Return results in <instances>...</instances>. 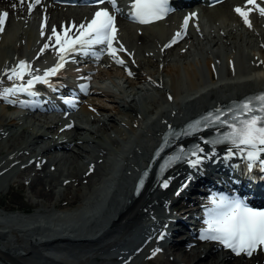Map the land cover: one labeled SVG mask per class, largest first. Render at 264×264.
<instances>
[{
  "label": "bare ground",
  "instance_id": "1",
  "mask_svg": "<svg viewBox=\"0 0 264 264\" xmlns=\"http://www.w3.org/2000/svg\"><path fill=\"white\" fill-rule=\"evenodd\" d=\"M0 2H1L0 7L1 9H3L2 12L6 10L9 16L8 21H6V23L8 24L7 27L4 26L3 32H0V71H3L1 72L2 74H4V70L11 65L12 60L15 57H21L25 55L24 53L26 52L25 50L26 47L23 46L24 41H26L27 45H31L33 47V49H31L25 56L30 58L34 63V67H36V61H41L45 59V53H39L38 46L40 45L44 46L45 43H49L46 39L48 38V36L51 35L52 27L55 26L57 30H59L63 27H67L68 25H73V24L79 25L83 23L85 17H87L90 12L89 9L81 10L79 9V7L58 6L53 4L51 0H40V3L36 5V7L31 11V13H29L28 11L29 0L24 2L23 6H20L18 0H12V1L8 0L5 2L4 0H0ZM236 3H237V7H245L246 5L244 3V0L242 1V4H239L238 1ZM13 5H16V7L14 8ZM225 5L226 3H220L213 7H207L204 5L201 8V14L199 15L200 16L205 15V17L210 18V20L214 24L212 31L219 33L217 34L218 39L219 37H225L224 39L229 43L228 44L229 47L233 46L235 49L240 46L241 42L238 43L236 41L234 42L228 41L230 34L233 33L231 31L233 29H236L234 27H237L238 25H240L239 28L241 29L242 27L245 28H249V27L243 22V19L234 11V8H232L233 12L231 15L230 14L222 15L223 10L226 11V9H229ZM248 6L251 5H247V7ZM14 14H20L21 16H23V18H18V22H21V20L29 19L31 16H33V18H37L38 23L35 25V30L33 29V23H31L29 27H26V26H21L18 22H14L13 21ZM200 16H198L195 19H192L187 36L184 39H181L180 41L175 43L172 47H165L166 43L164 42V40L168 39L169 36L174 32V29L179 26L178 13H173L168 17H166L164 20L158 21L154 24L138 26L137 28L139 29L137 30L134 27H128L129 25L126 26V25H122L121 22L119 23V26L122 27V29L126 30V36H123L125 41L123 42H125L124 47L127 49V52H121L119 53V55L125 61V63H128V65H130L131 67L133 66V68H136V74H138V76H140L142 80L144 79L149 80L146 85L144 84L146 88H143L144 87L143 86L142 89L144 90L149 89L148 86H150L152 82L156 85H160L159 86L160 89L157 88L156 90L158 91L163 90L165 98L166 95L170 93L172 94V98L175 97V100L177 101V99H180L181 93L189 91L190 89L195 87L201 79L203 80L204 67L202 63H200V60L197 61L196 59L194 64L192 62H190L191 64H189L188 63L189 61H187L188 64L184 65V71L186 72L184 74L181 73L179 67L171 61V59H174L175 57H182V56L185 57L186 60H189L187 59L186 52L179 54L176 51H174V48L178 47V45L184 46L183 45L184 43H182V41L188 39L187 37L189 36L190 37L193 36L194 32L197 34L198 32L196 31V27L200 28V29L198 28L199 31L205 32L204 29L202 28V24H201L202 19ZM45 18H46V27L44 29L45 34L44 36H40L39 33L41 31V25L43 24L42 20H44ZM193 20L197 21L196 26L192 25ZM251 21L253 22L254 20L251 19ZM258 22L259 19L255 20L251 27L252 33L254 32L253 36H255L253 42H255L256 44H252V41L247 42L248 44H252L251 47L252 46L255 47L257 52L256 50L253 51L248 50L249 52L248 51L246 52V49L245 52H243L244 50L241 51L240 49V51H238V53L240 54H238L235 57V63H234L237 70L240 69L245 70L246 68H249L250 66L249 60L251 59L255 62L256 60L262 58L260 65L264 64V34H260L264 30L262 28H257ZM255 28L258 31H256ZM220 30H223L221 32L222 35L220 34ZM218 41L219 40L217 39L215 41H213V39H209L208 40V43L210 45L209 48L212 50L214 47H219ZM194 44L195 42L192 38V41H189V44L187 45L191 46ZM50 49L53 48L50 47L47 50H45V52ZM188 52L190 53L189 47L187 49V53ZM255 53H257L256 58H255L256 55L254 56ZM36 55L39 56L36 57ZM219 56H221V58L219 60H216L219 68V72L229 73L231 71V66L228 63V58L231 56H227L225 63H223L222 61L223 59L222 55ZM101 60H103L104 64L107 65L113 64L112 58L109 56H106ZM47 64H49V61L45 63V65ZM205 65L207 66L208 74L213 78L215 72L212 69V67L214 66L212 58L206 56ZM160 67L162 68L161 71H164L165 76L162 73H157V75L149 73L152 70H156V72H158ZM107 72L109 73V71ZM122 75H124V73H122ZM182 76H185V78L183 79ZM164 77L165 78L168 77L169 81H165ZM124 80L128 82V77L126 78L124 77ZM256 85L247 86V87L245 86L240 91L242 92L249 89H254ZM104 96L109 97L113 101H116V103L117 102L120 103L122 108L121 107L119 108L117 105L108 106L107 103L98 104L100 109H106L105 113L102 115V117L100 116H93L91 118L88 117L87 121L93 118L95 120L92 121L100 123V125L103 126L105 129L109 131L111 130V132L113 131L118 132L117 138L114 135L115 133L114 134L112 133L111 135L108 136V138H110L111 141L109 144L114 146L112 149L104 145L103 141H107L106 139H103V141L97 143L98 144L97 146H99L98 147L99 150H105L106 153L108 154V156L106 154L105 157L109 158L110 156L109 154L113 155L114 152L118 149L119 146L118 140H122V141L126 139L130 140L128 138V134H124V131L120 129V125L125 123V124H129L130 127H132V125L134 124L133 122L137 121L136 114L139 112L141 113V115L144 112H145L144 114H146L147 112H149V109H147L148 111L143 110L141 112V110L138 109L137 106H131L129 102L133 100L134 97L133 94L127 96L129 100L121 97L120 99L117 100V97H114L111 93L104 94ZM220 97L221 96L219 94L213 96V98H215L217 101H220ZM167 100L168 99L166 98V101ZM210 100L205 102H210ZM0 101H5V100L1 99ZM159 102L160 101H156L157 104L155 103L156 105H154L155 109H153L154 111L152 110L154 119H156L157 117H163L161 115L164 111H162V109L158 107ZM5 106L8 108L12 107L11 104H7ZM125 108H128L129 111L121 110V109L125 110ZM182 108L183 105L179 106L177 110L179 109L181 110ZM171 109L174 108H169V111L165 114L166 120L162 122L157 127V129L155 130L152 129L151 126H149V122L145 123L144 126L142 125L139 126L141 127V129L138 130L139 136L144 135L146 138V141L143 142L145 143V152L143 154L141 151H139L142 150V147H144L143 143L140 142L139 140L135 141L133 143V146L128 145L127 151H130L133 154V156H135V159L140 158V160L139 161L135 160L133 162L134 163L133 166L127 168L126 172L123 171L122 165L121 168L119 166V169L116 171L117 163L115 164L114 167H112L111 163H108L107 161L104 162L102 161L104 164L99 169V165L101 164V163L99 164V159L101 158L97 151L95 153L91 152L90 155V158L92 159L91 161L88 160L87 162L86 161L84 163L82 162L83 154L84 156H89V151L92 150V149L90 150V147L88 148L87 145L90 142H96L99 140H95V137L97 136L94 134V131L92 130L91 127H87V126L85 127L84 125L83 126L79 125L78 121L74 116L76 115L75 113L68 112L66 116V114H61L54 111H46L43 113L45 115L40 114L43 115L44 118L49 122H45L44 124L35 127L31 132L32 138L31 135H29L28 140L24 141L26 142L25 145H27L29 140L32 139L39 146V150H32V153L35 158L39 156L38 162L33 161L35 159L33 158L31 160L33 161V163H31L32 164L31 166L25 165L27 168L35 167V171L28 177L27 184H28V188L31 189L33 193L39 198L37 199L38 202L36 204H41V206L44 205L45 209H47L46 207H52L55 204L57 205V202L61 203L60 205H63L64 207H71L83 198L84 201L78 204L77 205L78 207L75 208L74 211L78 210L81 206L85 204L93 205L94 203H97L98 207L94 208L92 212L90 211L88 213L84 212L81 214L75 212L74 216L75 218L78 219L79 223L76 222V225L63 226L57 230L52 228L53 232L50 230L52 234L48 240L46 238V240L44 241H39V242L35 241V243H30V245H28L27 242L26 245H23L21 247L22 250L17 249L16 251H12L10 246L8 247L6 246L5 248L0 246V259L4 260L5 262H9L10 264H30L27 258L29 256L34 255L38 259L45 258V260L47 259L50 262H54L57 264H69L68 262L66 263L63 261V260L68 261V259L65 257V255H62L64 253V252L62 253V251L65 252L73 251L74 253L76 251L79 252L82 249L89 250L92 252V254L87 256V258L89 259L115 257L113 255L114 253H112L111 251H108L106 253V256L103 255L100 256L99 255L100 253L98 252L99 250H103L104 248L107 247L109 248L114 244H116L119 241L120 237L119 239H114V240L111 239L108 242H107L108 239L105 240L104 242L103 240L109 234L115 232L118 228H122V231H124V228H126L125 225L129 224L131 221L126 219L132 212L134 213L132 218L133 221L139 219L140 216H144L145 214L149 213V211L150 213H157L159 211V205L162 203L163 198H165L168 195V193L172 190L173 184L178 181L179 177L183 176L184 178H186L190 175V172L194 170V168L190 167L187 164V162H182L176 167H173L170 170H168L163 178L159 180L158 179L156 180L155 178L151 179L146 184L145 188L141 191L139 195L133 194V188L131 184L134 181L139 168L147 162V159L151 155V150L153 148V145L151 144L152 141L155 139L156 134L160 132V129L164 126V124L175 120V116L172 115L170 112ZM40 115H35V116H40ZM23 116L24 115L22 113H16V112L9 115L11 121L14 122L13 124H16L15 120H18ZM68 116L69 118H72V120H74L72 122V127L67 129L64 128V132L57 131L54 127V124H52L51 122H55L56 124H63L67 126L69 125V122L62 121V119L68 118ZM152 130L155 132L154 136H151V134L148 136V133L152 132ZM10 131L11 130L9 129L8 125L5 124L4 120L0 121V136H7L9 133L8 134L5 133ZM150 138H152L151 142H148ZM13 146L16 147L17 145L12 143L10 145V148ZM27 146L29 147V145ZM200 146L204 149V154L208 157L200 165L203 164L207 165L210 161L215 163L216 165H221L224 164L225 162H228L229 164L236 163L237 166L239 165L244 166L245 164L244 161L246 160H244L240 155H235L229 160H226L224 159V157H222V153L227 152L228 148L230 147V145L228 144L212 147L200 141ZM52 147L61 148L62 150H64V152H68L71 155V159H69L70 162L67 164V168L65 170L60 168V165L59 163L57 164L55 158H53V161L51 160L50 156H48L47 158L46 154L48 153V150L52 149ZM10 148H7V153H6L7 155L11 153L13 150ZM1 149L2 150H0V152L3 151V148ZM24 150H26V148ZM43 155L46 157L43 160H41V157ZM216 156L219 157L216 160H214ZM112 159L113 157L110 156L109 160ZM5 163L3 165H5ZM78 164L81 165L78 166ZM49 165L51 166V168ZM26 167L24 168L25 170ZM106 169H108L107 170L108 175H106L108 177H106V179H104L103 181L114 180L115 183L113 185V188L109 189L108 191H107V187L105 188V191L104 189H102L104 193L102 195L100 194V192L97 193V189H99L100 186L101 188H103L104 185L99 186L96 185L95 182H94L95 185H93L94 184L93 181L97 178V175H98V179L96 182L101 181V176L104 174L103 171H106ZM22 172L25 175L30 173V172H24V170ZM42 173H45L46 178L43 177L40 178ZM152 176H153V171L151 174V178ZM119 179L123 180L122 181L123 185L120 184L118 188ZM164 179L167 180L170 179V183L167 188L162 186ZM245 180L246 179H242V181ZM247 184H245V186H248ZM129 187H130V192H128ZM117 194L119 196L121 195L122 196L116 197ZM60 200L62 201L59 202ZM178 206L179 208H181V211H187L191 206L190 200L180 203L178 204ZM145 207L147 210L143 209ZM112 212H114V215L110 216ZM103 222H107L109 225H106ZM100 224L101 225L104 224V225H102L101 227ZM76 227H79L81 229L76 230ZM80 230L83 231L81 232ZM124 233H122L123 237H124L123 235ZM48 236H50V234H48ZM42 239L44 238H41V240ZM144 245L145 244L142 245V249L138 252H137L138 249L137 247L126 253L127 254L126 256H131V259L133 260H130L129 262L126 263L124 262L123 264H136V262H138L140 258L141 259L143 258V255L144 257H146L145 260L147 261L148 258L147 255L145 254H147V252H150V250L146 252L145 249L146 245L145 246ZM215 247L216 244L211 242L210 240L195 241L191 245H187V244L176 245L171 252H167V250L165 251V249H163L164 254L154 255L151 260L147 261V263L264 264V257L253 255V257H250V259L245 257L242 258L241 256H237V255L235 256L226 251L215 252L214 251ZM47 248L52 249L51 252H61L62 254L51 255L46 252L43 253V250Z\"/></svg>",
  "mask_w": 264,
  "mask_h": 264
},
{
  "label": "rangeland",
  "instance_id": "2",
  "mask_svg": "<svg viewBox=\"0 0 264 264\" xmlns=\"http://www.w3.org/2000/svg\"><path fill=\"white\" fill-rule=\"evenodd\" d=\"M238 3L242 4V1H241V3L238 1ZM225 6L227 8H229L228 7L229 5H225ZM232 8H234V6H232L229 9H226V11L223 10L222 15L223 14H230L231 15L233 12ZM8 19H9V16L7 17L6 21H8ZM31 19H33V18H31ZM257 19H258V17H255V19H253V20L255 21ZM207 20H208L206 22L207 24L205 22H202V20H201L202 28L204 29L205 32L199 31L200 28L198 30H196L199 33H197L198 39L193 38L195 40L194 45H191V46L187 45L189 43V41H192L191 40L192 37H188L187 41H185L186 43L183 44L186 47L178 45V47L174 48V51H176L179 54L186 52L187 59H189V60H186V58L183 56L182 57H175L176 59L175 58L171 59V61L179 67V70L181 73H183V74L186 73L184 71V65L185 64H188V63L191 64L190 62H192L194 64L196 59H197V61L200 60V63H202V65L204 67V69H203L204 70L203 80L201 79L198 82V84L195 87H193L192 89H190L189 91L181 93L180 94L181 97H180V99H177V101L175 100V97L172 98V100L166 101L163 90H159V91L156 90L157 88L160 89V87H159L160 85L154 86L155 88H153V86L150 85L152 88L150 86H148L149 89H147V90L142 89L143 86H144L143 88H146L145 85L147 84V82L149 80L144 79L145 80L144 81L141 79L140 76L139 77L138 76H128V82H127L126 80H124V77L126 78V74L124 76H121V73H122L120 71L121 68L118 70L112 68L111 70H109V73L104 71V73H96L95 74L96 84L98 85L99 83H101L102 85H104V88H99V86H95V87H97L96 89L99 92H102V94L92 92V94H90L87 97V102H93L92 103L93 105L90 104L91 108L93 107L91 110L92 112H90L89 109L86 107H84V109L83 108L79 109V116H80L81 120H77L80 126L84 125L85 127L86 126L91 127L92 130L94 131V134L97 136V137H95V140H99L96 142H90L89 143L90 145L89 144L87 145L88 148L89 147L95 148L97 146V143L103 141V139L107 140V141H103V142H104L105 146H108V144L111 142L110 138H108L109 132L111 134L115 133L114 135L118 136V132L116 134L115 131L111 132V130L109 131V130L105 129L103 126L100 125V123L92 121V120H95L93 118L89 119L87 121L88 117H90V118L93 116L102 117V115L105 113L106 109H100L99 106L97 107L98 104H106L107 103L108 106L109 105L110 106H116L117 105L119 108L120 107L122 108L120 103H118V102L116 103V101L111 100L109 97H106L103 94H108V93L110 94L111 93L114 97H117V100L120 99V97L129 100V98H127V96L133 94L134 95L133 100L131 102H129L131 104V106H137L138 109L141 110V112L143 110L148 111L147 109H149V112H147L146 114H144L145 112L142 115L140 112L136 114V120L138 121L136 126H134V124H133V127H130L129 124H125V123L122 124L121 128L125 132L129 133L128 138L131 141L128 139H126L124 141L118 140L119 141L118 149L114 152L113 155L109 154L111 157H113L112 160H109L110 156H109V158H106L105 157V155L107 154L106 151L105 150H99V148H98L99 146H97L96 151L99 153L100 158H101V159H99V164L101 163L99 165V169L104 164L103 163L104 161L111 163V166L114 167L115 164L117 163L115 155H118L121 152V150H123V158H124V162L121 165H122L124 172H126L127 168H130L133 166V164H134L133 162L135 160L136 161L140 160V158L135 159V156H133V154L130 151H127L128 145L133 146V143L135 141L139 140L142 143L146 141V138L144 135L139 136V134H138V132H139L138 130L140 129V127L138 126V125H140L139 124L140 120L142 123H144L143 126L145 125V123L149 122V126H151V128L155 130V129H157V127L162 122H164L166 120L165 114L169 111V108L178 109L179 106L183 105L182 111H189V109H192L193 107H197L200 104H203L205 101H209L210 99H212V97L214 95H218V94L221 95V93L224 94V93H228L229 91L242 90L245 86L246 87L247 86H253V85H256V83L258 84L263 80L262 78H264V66L261 67L258 65H254L253 62L251 64V66H249V68H246L245 70L240 69L242 71L237 70V71H233V72H229V73L222 72L221 74H216L215 78H212L208 74V69H207V66L205 65L206 56L212 58V60L215 58L214 59V61H215V60H219L221 58V56H219V55H222V58H223L222 61H223V63H225L227 56H230V54H231L234 58V56H236L238 54V51H240V49L244 50V51L246 49V52L248 50H251V51L256 50L255 47H253V46L251 47L252 44H256V43L253 42V39L255 36L253 38H251V36H253V34H254V32L252 33L251 28L242 27V29H241V28H239L240 25H238L237 27H234L236 29H233L231 31L233 33L230 34L228 41H233V42L236 41L238 43L241 42V44L239 47H237L235 49L233 46L229 47V45H228L229 43L227 41H225V39H224L225 37H219V39H218L217 34H219V33L212 31L214 24L212 23L210 18H207ZM21 25H22V23H21ZM222 31L223 30H220L221 35H222V33H221ZM256 31H258V30L256 29ZM203 33H206V34H203ZM260 34H264V31L261 32ZM243 37H244V39H243ZM129 38H130V36H129ZM209 39H213V41H215L216 39L219 40L218 41L219 47H214L211 50L209 48L210 45L208 43ZM249 41H252V44H248L247 42H249ZM24 44L26 46V43H24ZM188 47L190 48V53L189 52L187 53ZM25 49H27V48H25ZM256 52H257V50H256ZM256 55H257V53H256ZM256 57L257 56H255V58ZM187 61H189V62L187 63ZM258 64H261V63H258ZM262 65H264V64H262ZM161 69L162 68L160 67L158 72H156V70H152L151 72H149V71L148 72L151 74H154V75L155 74L157 75V73H162L165 76L164 71H161ZM182 77H183V79L185 78V76H182ZM164 79H165V81H169L168 77H166V78L164 77ZM122 81H123V83H122ZM235 84H237V85H235ZM136 91H137V93H136ZM130 99H132V98H130ZM156 101H160L158 107L160 109H162V111H164V112L161 115L163 117H157L156 119H154V115H153L152 110L155 109L154 105L157 104ZM180 101H182V104ZM97 102H99V103H97ZM176 103H177V105H176ZM184 104L186 107L184 106ZM83 105L84 104H81V106H83ZM165 108H167V109H165ZM121 110L122 111H129L128 108H125V110L124 109H121ZM10 114H11L10 110L6 109L2 104H0V121L4 120L5 124L8 125L9 129L11 130L10 132L5 133V134L9 133L7 136H0V147L3 148V151L0 152V167H8V166L12 165L8 168V171L6 170L7 172L0 175V244L2 243L3 245L10 246L12 248V251L13 250L16 251L17 249L22 250L21 247L23 245H26L27 242H28L27 244L30 245V243H29L30 239H33L36 237L40 238L41 236H46V234L47 235L52 234V232H53L52 228L57 230L63 226L76 225V222L79 223V221L74 216L75 212L81 213V214L84 212H87V213L90 211L92 212L94 210V208L98 207V204L97 203H94L93 205L85 204V205L81 206L76 211H74V209L78 207L77 206L78 204H80L84 201L83 198L71 207H64L63 205H60L61 203L57 202V205L55 204L54 206L46 207L47 209H45L44 205L41 206V204H36L38 202L37 199H39V198L33 193V191L31 189L28 188V184H27L28 177L30 175H25L22 171L24 170V172H30L29 174L34 172L30 167L27 168L25 165H29V166L31 165L30 162L26 163V160L31 158L30 157L31 154L33 155L32 150H39V146L32 139H30L29 142L27 143V145H29V147L27 145H25L26 142H24V141L28 140L29 135H31V132L33 131V129L35 127L42 125L45 122H49V121L44 118L43 115H45V114H43L40 116H33V120L31 123H25L26 120H28V118H25L26 119L25 122L22 121L24 119H20V120L18 119V120H15L16 124H13L14 122L11 121V118L9 117ZM179 114L180 113H178L177 115H179ZM51 123L54 124V127L57 131L62 132L58 128L60 126H62L63 124H56L55 122H51ZM71 125H72V123H71ZM64 128L67 129L66 125H64V127H62V129H64ZM135 128H137V129H135ZM150 134H151V136H154L155 132L152 130V132L148 133V136ZM31 138H32V135H31ZM97 138H99V139H97ZM12 143L17 145L16 147L13 146L15 149L13 147L10 148V145ZM143 145H144V147H142V150H139V151H141L144 154L145 143H143ZM19 147H22L23 149L19 148ZM112 147H114V146H112ZM1 148H0V150H2ZM7 148L13 149L12 150V153H13L12 156L9 154L8 155L6 154ZM25 148H26V150H24ZM62 151L63 152H61L60 155L57 154V155H53L50 157H51L52 161H53V158H55L57 164L59 163L60 168L65 170L67 168V164L70 162L69 159H71V155L68 152H64V150H62ZM101 152H102V154H101ZM141 152H139V153H141ZM49 153H51V151L48 150V153L46 154L47 158H48ZM14 156H15V158H14ZM27 156H28V158H27ZM102 156H104V158ZM19 157H20V159L21 158H23V159L20 160ZM68 157H70V158H68ZM67 158H68V160H67ZM14 159H15V161H14ZM4 161L7 163H5ZM4 163H5V165H3ZM80 165L81 164H78V166H80ZM121 165H120V168H121ZM51 166H50V168H51ZM25 167H26V170L24 169ZM10 170H11V172H10ZM107 170L108 169H106V171H103L104 174L101 176V182H100L99 186L106 184V181H103V180L106 179V177H108V176H106V175H108ZM14 171H17V172H14ZM18 173H21V174H18ZM15 176H16V178H15ZM41 177L46 178L45 173H42L40 178ZM96 179H98V175H97ZM96 181L97 180H95V183H96ZM122 181L123 180L119 179L118 188H119L120 184L123 183ZM95 183L93 185H95ZM85 185H87V184H85ZM100 188H101V186L99 187V189H97V193L100 192V194L103 195L104 193H103L102 189H104L105 187H103L101 189ZM127 189H128V186H127ZM128 192H130V187H129ZM118 194H119V192H118ZM118 194L116 195V197L122 196V195L119 196ZM61 201L62 200H60L59 202H61ZM104 206H105V204H104ZM133 214L134 213L132 212L126 219V220H131V221L129 224L125 225V227H126V228H124L125 232L127 230H129V227H131V225L134 223V221L132 220ZM73 216H74V218H73ZM132 229L134 231V226ZM124 231H123V233H124ZM115 232H113L114 234L113 233L109 234L110 236L108 235L103 240V242L107 239H108L107 240V242H108L109 239L111 240L112 237H113L112 240L117 239V237H120V235H122V233L119 232L118 230H116ZM126 233H125V235H126ZM115 235L117 237H114ZM122 241H126V240H124V239L119 240V243L114 244L115 246H111L110 249L107 247V248H104L103 250H99V252H98V253H100L99 255L100 256H102V255L106 256V253L108 251H115L116 249L117 250L123 249L124 247L120 245V243ZM44 252H46V251L43 250V253ZM76 252L73 253V251H66V252L62 251L63 254L61 252H56L54 254L65 255V257L68 259V261L63 260L64 258L62 260L66 263L68 262L69 264H119V262L121 261L120 256L119 257L118 256L112 257V258L111 257H107V258L103 257V258H99V259H93V258L89 259V258H87V256L92 254L91 251L82 249L81 251H79L77 253ZM160 253L161 252H156L157 255L158 254L160 255ZM71 254H72V256H71ZM113 255L115 256V253ZM27 259L30 262V264H57L54 262H50L47 259L45 260V258L44 259L43 258L38 259L34 255L29 256ZM151 259H148V260H151ZM147 261L145 259H141V260H138V262H136V264H153V263H147Z\"/></svg>",
  "mask_w": 264,
  "mask_h": 264
},
{
  "label": "snow or ice",
  "instance_id": "3",
  "mask_svg": "<svg viewBox=\"0 0 264 264\" xmlns=\"http://www.w3.org/2000/svg\"><path fill=\"white\" fill-rule=\"evenodd\" d=\"M18 2L20 6H23L25 0H18ZM39 3L40 0H29V13ZM96 3L98 5L109 4L111 10L108 7H98L86 23L63 27L61 31H58L55 26L52 27L51 35L47 38L49 43H45L41 49V52H44L51 47L55 51L58 59L52 67L44 69L41 74V70L33 69L32 64L27 60H19L15 66L6 68L4 75L12 81V85L0 87V99L27 106L30 102L19 100L18 97L20 95L38 97L39 93L35 90L37 84L53 87L51 78L61 72L74 54L92 55L97 60L107 54L115 63L126 67L119 53L127 52V49L117 39L119 29L116 25V16L122 11L118 0H96ZM247 5L252 7H247ZM13 7L15 8L16 5ZM253 10L264 16V7L257 4V0H246L245 7L234 9L249 28L252 27L249 16ZM169 11L168 0H131L128 15L140 24H148L163 19ZM193 16L195 14L185 17L182 25L183 31H178L165 47H171L183 38ZM7 17V11L0 12V32L4 30ZM45 27L46 18L45 24L41 25V36L45 34ZM97 46L102 47L97 50ZM128 75H132L130 70ZM25 77L28 78L25 79ZM13 97L17 99H10ZM65 103L75 107L74 100H66ZM216 125L226 128L227 131L218 134L215 139L205 140L204 143L213 146L227 143L230 145L227 158L240 155L248 162L249 170L259 166L264 171V94L245 99L234 108L217 109L205 115L195 121L191 125V131L185 134L200 131L202 127ZM66 127L71 128L72 125L69 124ZM207 158L204 155V149L200 145H194L187 152L184 148H180L179 154L172 157L169 163L183 159L190 167L196 168ZM168 185L169 181L165 180L162 186L167 188ZM210 203L211 207L207 209V218L204 221L207 227L202 230L200 239L217 241L238 256L245 254L251 257L258 249L264 248V210L254 209L243 199L224 194L214 196ZM160 238L163 239V235ZM158 251L160 249H156L153 255Z\"/></svg>",
  "mask_w": 264,
  "mask_h": 264
}]
</instances>
